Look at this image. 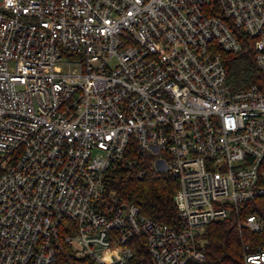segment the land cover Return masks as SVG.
Masks as SVG:
<instances>
[{
  "label": "built area",
  "instance_id": "2783aa9c",
  "mask_svg": "<svg viewBox=\"0 0 264 264\" xmlns=\"http://www.w3.org/2000/svg\"><path fill=\"white\" fill-rule=\"evenodd\" d=\"M246 42L264 74V0H0V264H126L136 238L202 264L210 223L262 231L264 84L233 89L224 59ZM147 163L176 226L107 184Z\"/></svg>",
  "mask_w": 264,
  "mask_h": 264
},
{
  "label": "trees",
  "instance_id": "16d2710c",
  "mask_svg": "<svg viewBox=\"0 0 264 264\" xmlns=\"http://www.w3.org/2000/svg\"><path fill=\"white\" fill-rule=\"evenodd\" d=\"M224 59L227 81L233 89L264 84V74L257 66L254 52L247 42L239 52L225 54ZM134 151L138 155L136 149ZM142 167L145 173L140 175L139 170ZM107 184L115 191L118 200L136 203L143 214L157 221L172 226L178 224L173 201L177 181L168 171H156L149 163L133 168L120 164L109 173ZM252 204L246 211H259L264 222V197ZM205 239L206 260L202 264H235L242 255L243 244H264V229L258 233L251 232L247 228L239 227L233 219L219 220L207 226ZM136 240V255L126 264H155L145 244H141L139 238Z\"/></svg>",
  "mask_w": 264,
  "mask_h": 264
},
{
  "label": "rangeland",
  "instance_id": "374dc122",
  "mask_svg": "<svg viewBox=\"0 0 264 264\" xmlns=\"http://www.w3.org/2000/svg\"><path fill=\"white\" fill-rule=\"evenodd\" d=\"M205 236V235H204Z\"/></svg>",
  "mask_w": 264,
  "mask_h": 264
}]
</instances>
